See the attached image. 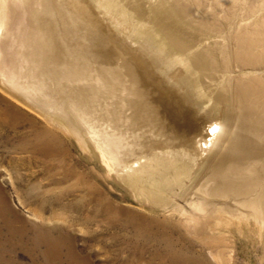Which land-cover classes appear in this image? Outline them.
I'll use <instances>...</instances> for the list:
<instances>
[{
	"label": "rangeland",
	"instance_id": "1",
	"mask_svg": "<svg viewBox=\"0 0 264 264\" xmlns=\"http://www.w3.org/2000/svg\"><path fill=\"white\" fill-rule=\"evenodd\" d=\"M159 1L104 0L102 5L99 0H8L0 29V76L16 94L31 95L48 112L54 110V103L61 105L55 108L59 111L65 107L68 117H75L88 140L82 142L74 131L54 126L0 85V192L6 196V208L32 224L39 221L35 208L49 214L53 208L59 210L52 206L58 205V200L64 202L61 199L78 208L86 202L90 222L75 224L71 229L79 250H88L92 255V264H153L155 254H162V249L153 241L140 242L139 223L161 224L175 238L190 239L202 249L206 264H264V230L248 216L239 202L241 198L210 195L205 188L211 183L198 187L194 178L188 177L183 186L173 187L170 183V195L163 196L170 199L168 207L175 208L174 215H170L153 210L156 194L141 201L139 194L120 178L129 169L126 162L136 167L141 155L160 147L167 149L163 140L172 130L177 133L186 127L189 131L198 128L203 133L199 151L202 157L207 156L225 115L235 119L240 112L251 111L228 112L231 91L223 90L214 101L223 82L219 75L222 73L215 69H238L241 53L237 51L235 35L250 26L264 31L260 23L264 20V0H176L190 4L188 19L197 23L200 18H210L222 25L218 44L197 46L198 35L194 37L195 32L175 24L185 46L203 48L215 57L212 69L194 67V73L189 75L190 82L196 79L194 87L209 105L205 113L190 98L196 92L177 84L189 71L176 57L189 59L193 52L179 49L166 39L169 50L164 45V54L159 55L142 43V37L152 42L160 40L159 35L149 38ZM46 35L56 45L54 53L46 44ZM257 48L261 47H256L259 52ZM166 52H171L174 59L168 58ZM229 80L232 91L241 82ZM30 84L41 85L42 91L34 95ZM256 110L253 111L261 113ZM183 112L187 118H183ZM155 115L170 118L176 125L172 130L161 128L164 136L156 137ZM89 123L105 135L108 149L121 150L120 146L127 143L121 158L117 157L120 162L115 169L111 161L107 166L90 139L93 133ZM46 149L50 155L37 159L35 154L41 155ZM119 163L123 166L119 167ZM231 163L232 152L228 150L221 158V171L229 172ZM58 178L64 182L56 184ZM216 180L215 185L223 184L221 179ZM229 182L233 187L241 184L235 178ZM187 186L198 187V192L189 193ZM64 224L59 223L67 228ZM16 257L19 263L32 262L26 253L18 252ZM14 263L17 262L10 264ZM159 263L156 260L154 264Z\"/></svg>",
	"mask_w": 264,
	"mask_h": 264
},
{
	"label": "bare ground",
	"instance_id": "2",
	"mask_svg": "<svg viewBox=\"0 0 264 264\" xmlns=\"http://www.w3.org/2000/svg\"><path fill=\"white\" fill-rule=\"evenodd\" d=\"M103 1L99 0L102 5L104 4ZM7 3L8 0H0L1 30L3 29L2 22L5 20ZM157 5L158 9L153 18L155 27L149 30V38H157L159 35L158 38L160 40L159 42H155V40L152 42L142 37V43L144 46L148 47L149 50L159 55L164 54L162 48L166 44V39L179 49H183L184 51L191 50L193 52V54L189 56V59H179V57H176V59L189 71V73L187 72L188 75L183 77L177 84L181 88H186L188 91L196 92L197 95L190 98H194L196 106L200 107L202 112L204 111L205 113V109L209 107V105H206V100H204L198 92L197 87H194L196 84L195 82H197L196 79L190 82L189 75L191 72L194 73V67L200 69H209L211 67L212 69L215 57L203 48L195 49L191 44L188 45V47L185 46L181 40V34L179 36L176 32L178 28L175 24L179 23L180 26H183L189 33L190 31L195 32L194 37L198 35L196 38L199 39L197 46L204 44L214 46L218 44L217 36L222 30V25L210 18H200V21L197 23L188 19L191 12L190 4L187 2L181 4L176 0H160ZM260 23L264 26V20ZM253 24H258V22ZM230 26L233 28L232 24ZM189 39L192 38L190 37ZM45 40L50 50L54 53L56 45L51 44V39L48 35H46ZM235 40L238 48L237 51L241 53V56H238L240 64H238V69H228L223 66V68L221 67L222 69H215L216 72L222 73L219 75L223 82L226 80L228 82L226 84L223 82L220 84L221 91L219 90L217 95L214 96V101H218V96H220L223 90L231 91L230 93L232 94L229 95L227 100V111L231 113L235 112L236 109H240V111L251 109V111L240 112L235 119L233 118L234 116L226 114L225 121H222L219 135L212 149L205 157L201 156L199 151L200 147H198L199 140L203 134L198 128L197 130L193 128L189 131L190 128L186 127L187 130L183 132L178 131L176 133L175 131L173 132L171 128L176 125L173 120L155 115L157 121V125L155 126L157 129L155 133L156 137H160L161 134L163 135L165 133L163 130H172L170 134L167 132L165 135L166 139L163 140L164 144H168L167 149L160 147V150L156 152L151 151L145 155H141L138 157L136 167H132V165L126 162L124 165L126 166V164H128L129 169L124 171L120 178H122L136 194H139L141 201H148L152 194H156V209L153 210L156 212H168L170 215H174L175 208L168 207L170 199H164L166 194L170 195L171 193L170 190L172 186L170 183L173 184V187L178 185L183 186L188 177L194 178V185L199 184L198 187L202 185L206 186L211 183L210 186H206L207 188H205L207 193L214 196L221 195L223 198H229L230 200L233 196H236L234 197L235 199H237V197L241 198L239 202L245 207L248 216L254 219L260 225V228L264 230V31L261 32L253 26L246 27L243 32L235 35ZM258 46L261 47V49L257 48L259 52L256 50ZM166 53L168 54H166L168 58L171 60L174 59L171 52ZM230 72H233V74ZM247 76L249 77L247 78ZM0 77V85L8 94L20 99L22 101L21 103L39 112L44 119L51 122L54 126L64 131H74L76 138L86 143V139L88 140V138H86V132L79 127V122L77 123L74 116L71 115L72 117H68L66 113L69 111L65 109V107H62L59 111L55 108H59L61 105L54 103V110L48 112L46 107L38 102L39 100L35 101L31 95H26L27 98H32V100H29L21 93L20 95L16 94V92L12 90L11 85L5 80V77ZM228 78L241 80L239 85H237L238 87H234L233 91L230 89L229 82L231 80ZM47 84L49 85V82ZM29 87L33 90L34 95L42 91L41 85L34 86L30 84ZM214 91L212 93L213 95ZM184 96L189 97L186 93ZM176 102L180 103L179 101ZM256 109L261 113H255V111H257ZM184 110L183 108V111ZM185 114L186 113L183 112V118H187L188 114ZM169 115L171 114L169 113ZM206 115L208 114L206 113ZM131 116H127L129 121L132 119ZM134 116L133 114V117ZM155 116H152V119ZM166 119H170L171 121H167ZM89 126L93 128H89V130L93 133V137L91 138V135L90 139L95 142L94 146L97 147L96 149L100 152L99 154L103 157L107 166L110 167L108 163L111 161L114 168V166L118 164L117 162H120L119 159L117 160V157L120 156L121 150L123 152L127 143L124 145L121 143V150L116 148L118 151L113 148L108 149L107 145L110 144L107 139H105V135H103L101 131L96 130L90 123ZM159 129L161 130L159 131ZM228 150L232 152V168L229 172L225 173L221 171L220 162L222 156L226 154ZM35 155L37 159H39L40 157L42 158V156L48 157L50 152L46 149L42 151L41 155ZM35 155L33 156L35 157ZM128 161L130 162V160ZM118 166L121 167L123 165L119 163ZM106 170L108 169L106 168ZM252 174L256 176L253 177ZM230 178H235L240 181L241 184L238 187L231 186L229 182ZM216 179H221L223 184L220 186L215 185L214 182L217 181ZM54 182L56 184H61L64 180L58 178L57 181ZM196 182L198 184H196ZM190 187H185L186 190H189V193L194 194L198 192V187ZM5 198L6 196L0 192V264H5V258H8L6 264H10L14 261L17 262L14 264H23V262L19 263L17 261L16 256L18 252L29 255L32 261L29 264H92L90 262L92 255H90L88 250L87 253H85V249L82 251L79 250L71 229L75 224L90 222L88 211L85 210L87 209L86 202L82 208H78L75 207L76 205L72 203H70L72 205H69V202L61 199L64 202L58 200V205L52 206L58 207L59 210H54L53 208L49 214H46L47 210L45 209L38 208L37 211V208H35L36 211L34 214L38 217L39 221H31L32 224H28L29 221L18 212L6 208ZM206 205H208V203ZM125 211L126 210L123 209V212ZM69 212H76L78 215L77 217H72ZM50 222L57 225L51 226L52 224ZM60 222H64V225L68 227L60 226ZM154 223H156V221H154ZM139 224L140 226L137 228V234L141 239L140 242L153 241L154 245L162 249V254H155L153 264L156 260L160 261L159 264L207 263L202 249H198L195 243L190 239L187 240L186 237L175 238L174 235L170 233L169 228L161 224Z\"/></svg>",
	"mask_w": 264,
	"mask_h": 264
}]
</instances>
